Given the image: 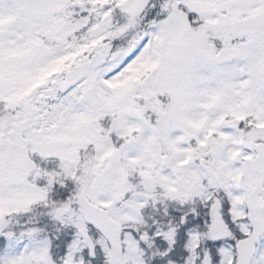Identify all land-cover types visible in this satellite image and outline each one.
<instances>
[{
  "label": "snow or ice",
  "instance_id": "obj_1",
  "mask_svg": "<svg viewBox=\"0 0 264 264\" xmlns=\"http://www.w3.org/2000/svg\"><path fill=\"white\" fill-rule=\"evenodd\" d=\"M0 264H264V0H0Z\"/></svg>",
  "mask_w": 264,
  "mask_h": 264
}]
</instances>
